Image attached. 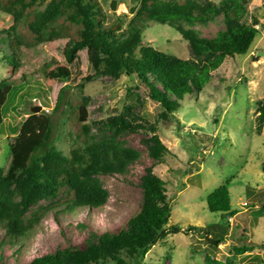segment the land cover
I'll list each match as a JSON object with an SVG mask.
<instances>
[{
    "label": "trees",
    "instance_id": "trees-1",
    "mask_svg": "<svg viewBox=\"0 0 264 264\" xmlns=\"http://www.w3.org/2000/svg\"><path fill=\"white\" fill-rule=\"evenodd\" d=\"M134 1L135 5L129 9L132 17L115 16L108 25V16L97 0L48 3L47 0H0V14L12 20L11 27L3 31L6 37L1 40L7 51L3 61L17 71L22 61H28L22 54L24 51L66 42L60 51L63 64L51 62L41 68L48 81L65 85L53 112L65 105L70 83L81 79L79 87H83L99 77L117 80L125 74L146 86L149 98L163 108L162 117L168 118L178 111L185 97L200 94L227 59L247 55L264 29L259 13L250 14L247 10L246 0H222L218 4L206 0ZM218 17H223L224 29L212 38L203 37L202 28ZM154 25L179 32L189 43L194 59H180L144 45V34ZM83 52L90 74L86 78L82 72ZM15 90L6 81L0 83V128ZM26 96L33 98L31 93ZM36 96L41 98V94ZM42 105L48 108L51 104L46 100ZM256 106V124L262 126L264 100L257 101ZM88 107L89 99L84 98L73 112L80 144L71 150L69 157L54 146L53 118L44 112L30 114L11 130L14 141L10 145V163L6 168L0 167V229L9 238L8 246L21 247L49 213L73 215L105 207L109 192L99 177L124 174L140 158L137 150L120 140L123 134L144 135L142 143L153 160L140 179V210L118 232L91 233L83 248L59 247L21 264H142L153 247L164 244L169 235L182 232L179 225L169 227L172 207L165 182L154 173L155 166L164 163L169 153L157 127L132 114L131 107H126L119 116L89 123ZM261 168L264 172V164ZM230 186L227 181L207 197L209 211L221 214L227 228L229 217L238 212L231 206ZM65 188L68 193L61 198ZM43 201L51 203L39 207L27 218ZM189 230L197 231L198 227L191 226ZM222 241L224 238L219 237L210 243L218 246ZM3 247L4 244L0 245V250ZM257 247L258 244L252 243L232 248L233 257L251 253ZM260 247L264 246L260 244ZM15 254H20V250ZM0 264H6L2 252ZM207 264H233V261L223 263L207 258Z\"/></svg>",
    "mask_w": 264,
    "mask_h": 264
},
{
    "label": "rangeland",
    "instance_id": "rangeland-1",
    "mask_svg": "<svg viewBox=\"0 0 264 264\" xmlns=\"http://www.w3.org/2000/svg\"><path fill=\"white\" fill-rule=\"evenodd\" d=\"M97 1L108 16V25L114 22L115 16L132 17L129 9L135 5L134 0L117 3L116 11L110 9L112 1ZM206 1L218 4L222 0ZM246 8L250 14L257 11L264 26V0H246ZM11 25L10 16L0 14V83L6 81L16 89L15 97L6 105L7 115L0 128V167L6 168L10 163V145L14 141L11 130L28 118L34 107L41 106L39 114L52 116L53 144L66 157L80 144L72 117L75 107L84 98L89 99V123L119 116L126 107H131L132 114L157 127L162 142L169 149L164 163L157 164L154 173L165 182L167 189L172 207L169 227L179 225L182 229L181 233L169 235L164 244L153 247L142 264H207V258L223 263L230 259L233 264H264V247H260V244L264 246V172L261 168L264 125L256 124V104L264 100V55L259 56L264 51V29L247 55L227 59L200 94L185 97L176 113L163 118V108L149 98L146 86L125 74L117 80L99 77L84 83L83 87H79L81 79L70 83L65 92V105L53 112L65 85L48 81L41 68L51 62L63 64L60 51L66 42L24 51L22 54L28 61H22L20 68L13 71L3 61L6 49L1 42L6 37L3 31ZM222 29L223 17H218L202 28V35L212 38ZM143 39L144 45L166 54L194 59L189 43L168 26L154 25L146 30ZM81 55L83 78H86L90 76L86 52ZM27 93L33 98L26 96ZM37 94H41V98ZM46 100L51 104L48 108L42 105ZM119 138L127 147L137 150L140 158L130 164L124 174L99 177L109 192L105 207L73 215L49 213L19 248L8 246L9 238L5 230L0 229V245L4 244L0 252L6 264H21L59 247L83 248L93 232H118L126 227L128 220L140 210V179L153 160L142 143L144 135L123 134ZM227 181L231 183V206L238 211L229 217V228L221 214L211 213L207 206V197ZM67 193L68 189H63L61 198ZM50 203L41 202L27 218ZM191 226L198 230L190 231ZM219 237L224 241L213 246L210 241ZM252 243L258 244L256 250L233 257L232 248ZM17 250H20L18 255Z\"/></svg>",
    "mask_w": 264,
    "mask_h": 264
},
{
    "label": "water",
    "instance_id": "water-1",
    "mask_svg": "<svg viewBox=\"0 0 264 264\" xmlns=\"http://www.w3.org/2000/svg\"><path fill=\"white\" fill-rule=\"evenodd\" d=\"M116 5H117V1L116 0H112L111 4H110V9L112 11H116ZM264 55V51L262 53L259 54V56H263ZM42 111V107L38 106V107H34L32 109V113L33 114H39Z\"/></svg>",
    "mask_w": 264,
    "mask_h": 264
},
{
    "label": "built area",
    "instance_id": "built-area-1",
    "mask_svg": "<svg viewBox=\"0 0 264 264\" xmlns=\"http://www.w3.org/2000/svg\"><path fill=\"white\" fill-rule=\"evenodd\" d=\"M246 205V204H245Z\"/></svg>",
    "mask_w": 264,
    "mask_h": 264
}]
</instances>
